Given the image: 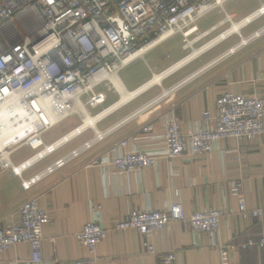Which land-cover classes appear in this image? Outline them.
Returning a JSON list of instances; mask_svg holds the SVG:
<instances>
[{"label":"crops","instance_id":"obj_1","mask_svg":"<svg viewBox=\"0 0 264 264\" xmlns=\"http://www.w3.org/2000/svg\"><path fill=\"white\" fill-rule=\"evenodd\" d=\"M263 6L264 0H228L223 11L215 10L197 22L191 48L183 46L179 35L169 38L122 69L118 74L120 84L127 93L137 91L154 75L179 63L193 49L201 48ZM226 15L231 25L227 24ZM263 26L264 14L162 79L160 84L99 119L92 129L98 132L114 129L112 133L29 190L21 188V180L31 179L66 156L88 141L93 131L87 130L67 143L64 153L42 167L37 166L45 159L23 171L21 178L8 170L0 172V229L17 220L22 205L36 199L50 216V223L42 228L41 242V256L48 264H64L87 256L76 235L88 222H95L107 231L106 239L96 250L99 264H161L162 255L168 252L174 253L173 264H220V246L257 240L264 233V216L244 219L237 202L244 198L247 209L264 211V135L253 141L217 142L206 157L158 156L154 166L127 174H119L109 165L89 164L109 156L114 145L123 141L128 145L121 152L160 153L165 149L163 135L171 120L178 123L185 136L214 128L216 101L224 93L264 99V36L242 44ZM177 84L182 85L166 95ZM120 100L119 92L107 93L106 102L98 111L86 113L96 117ZM34 120L24 122L15 131H22ZM79 126L66 125L53 140L45 142L44 135L42 140L50 145ZM19 142L21 139L9 145L14 150L8 158L15 166L34 155L28 148L31 154L15 158L21 149L17 147ZM171 203H180L186 217L204 209L221 211L219 228L213 233H195L179 223H169L162 232L148 238L155 255L146 253L142 237L135 230L116 229L117 223L131 211L161 210ZM30 258L29 245L22 243L0 254V264H29ZM263 263L264 254L256 247L236 249L230 254V264Z\"/></svg>","mask_w":264,"mask_h":264},{"label":"built area","instance_id":"obj_2","mask_svg":"<svg viewBox=\"0 0 264 264\" xmlns=\"http://www.w3.org/2000/svg\"><path fill=\"white\" fill-rule=\"evenodd\" d=\"M227 1L0 0V108L12 113L13 117L19 112L25 117H35L20 133L4 142L0 149V172L8 170L21 178L23 171L55 154L85 131H93L88 141L66 156L31 179L21 180V188L29 190L104 141L114 129L98 132L87 128L55 148L52 145L60 139L46 145L42 136L73 116L81 125L83 115L77 110L79 105L87 112L96 110L105 104L107 93H118L110 78L118 79L122 69L144 54L136 57L138 53L147 48L144 52L151 50L176 35L182 36L188 45V37L197 31L196 23L215 10L223 11ZM260 13L259 16L264 14ZM225 18L231 25V19L227 15ZM262 36L264 26L242 44ZM181 85L166 93L174 92ZM216 109L214 128L195 131L188 136L182 134L176 121H169L163 135L165 149L156 155L143 150L121 152L128 145L123 141L114 145L109 156L89 165H109L117 173L127 174L154 166L158 156L168 159L206 157L217 142L226 139L253 141L264 135V99L224 93L217 99ZM41 115L59 120L54 125L44 124ZM13 117V123L20 120L19 115ZM18 139H21L18 149H31L32 158L47 150L46 154L31 164L28 162L32 158L21 165H13L8 155L14 149L9 145ZM237 205L244 219L264 216L263 210L247 209L244 198H239ZM222 216L221 211L204 209L186 217L180 203H171L166 209L131 211L117 223L116 229L135 230L142 237L146 253L155 255L148 238L162 232L169 223H179L195 233H213L219 228ZM49 223V214L39 207L36 199L25 203L18 210L17 220L0 229V254L24 243L31 250L29 264H48L41 256V242L42 228ZM106 236L105 229L88 222L76 235L87 256L64 264H99L96 250ZM252 247L264 254V233L257 240L248 239L238 246H220V264H230V254L234 250ZM162 256L161 264H173L174 253Z\"/></svg>","mask_w":264,"mask_h":264},{"label":"bare ground","instance_id":"obj_3","mask_svg":"<svg viewBox=\"0 0 264 264\" xmlns=\"http://www.w3.org/2000/svg\"><path fill=\"white\" fill-rule=\"evenodd\" d=\"M260 11H263L264 12V6L262 7V9ZM260 11L257 12L256 14L250 16L249 18H247L243 22L236 23V24H232L229 30H227L226 32L222 33L221 35H219L218 37H216L215 39H213L209 43L205 44L201 48H199V49H193L192 53H190V55H188L185 59H183L179 63L175 64L174 66L170 67L166 71H164V72H162L160 74L154 75L153 78L146 85H144L143 87H141L140 89H138L135 92L127 93V91H125V89L120 84V82H119L118 79L110 78L111 81H112V83L114 84L116 90H118V92L121 94V100L119 102H117L116 105H114L113 107L109 108L108 110L102 112L101 114H99L96 117H90L86 113L84 107H82L81 105H79V108L77 110H79V112L83 115V123L74 132H72L71 134H69L67 137H64V139H62L59 142H57L56 144L52 145V148H55V147L61 145L62 143L66 142L67 140H69L70 138L74 137L76 134L80 133L81 131H83V130H85L87 128H94L95 123L99 119H101L102 117H104L105 115H107L108 113L112 112L116 108H119L122 104L128 102L129 100H131L132 98H134L136 95L144 92L145 90H147L151 86L160 84V82L162 81V79H164L165 77H167L168 75H170L171 73H173L174 71H176L177 69H179L180 67L184 66L185 64H187L188 62H190L192 59L196 58L198 55H200L201 53H203L204 51H206L210 47L214 46L215 44H217L221 40L225 39L228 35H230V34H238L239 33V29L243 25H245L246 23H249L254 18H256L259 14H261ZM192 45H193V42H190V43H188L187 47L191 48ZM147 49H144L143 51H141L140 53H138L136 55V57L139 56V55H141L142 53H144V51L147 50ZM34 106L36 107V109L39 110V106L36 103L34 104ZM16 115H19L20 120L17 121V122H15V123H13L12 122L13 120L11 119L13 117V114L12 113L11 114L6 113V111L3 108H0V149L2 147H4V142L5 141L9 140L13 136H16L18 133L21 132V131H18V132L15 131L16 129H18L20 127V125H22L24 122H27L30 119H32V118H29V117H25V114L20 113V112L18 114H16ZM16 115L13 118H15ZM33 118H35V117H33ZM41 118H42L44 124H50V125H52L53 123H55L56 121L59 120L58 118L55 119L52 116H48L47 117L45 115H41ZM11 132H12V134H11ZM7 136H9V137L6 138L2 142V140L5 137H7ZM46 151L40 153L39 156L42 157L43 155H45L46 154ZM39 156H37L36 158H32L28 162V164L33 163L36 159L39 158ZM16 171H19V169H16Z\"/></svg>","mask_w":264,"mask_h":264},{"label":"rangeland","instance_id":"obj_4","mask_svg":"<svg viewBox=\"0 0 264 264\" xmlns=\"http://www.w3.org/2000/svg\"><path fill=\"white\" fill-rule=\"evenodd\" d=\"M225 17H226V16H225ZM228 21H229V20H228ZM228 21H226V22H227V24L230 25V23H229ZM196 26H197V23H196ZM191 36H192V35H190V36L188 37L187 41H189V42L192 41ZM180 37H181L182 40H184L182 36H180ZM183 43H184L183 46H187V45H186L187 42L185 43V42L183 41ZM177 85H178V84H177ZM177 85H174L173 87H175V86H177ZM166 95H169V93H166ZM98 110H99V108L96 109V110H94V111L89 110L88 113H93V112H96V111H98ZM86 112H87V111H86ZM91 116H95V115L91 114ZM74 123H77L78 126L80 125L78 118L75 117V116L70 117V118L64 120L61 124H59L58 126L53 127L52 129H50L49 131H47V133L44 134V136H43L44 141H45V140H46V141H47V140H49V141H50V140H53L56 136H58V134H59L58 132H60V130H62L63 128H65L66 125L74 124ZM46 141H45V142H46ZM66 149H67L66 146L63 147V148H61V149L58 150L55 154H53L52 156H50V157H48L47 159H45L44 161H42L37 167H42V166H43L44 164H46L49 160H52L54 157H57L58 155H61L62 153H64V152L66 151ZM31 153H32V152H31L28 148H21V149L17 152L15 158H21L22 156L27 155V154H31Z\"/></svg>","mask_w":264,"mask_h":264}]
</instances>
